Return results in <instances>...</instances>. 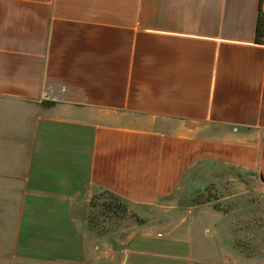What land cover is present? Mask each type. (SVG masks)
Wrapping results in <instances>:
<instances>
[{"label": "crops", "instance_id": "crops-1", "mask_svg": "<svg viewBox=\"0 0 264 264\" xmlns=\"http://www.w3.org/2000/svg\"><path fill=\"white\" fill-rule=\"evenodd\" d=\"M261 17L264 0H0V264L45 242L31 231L76 264H152L147 228L89 223L105 192L197 216L169 223L186 251L165 264H264ZM225 183L229 222L185 207Z\"/></svg>", "mask_w": 264, "mask_h": 264}, {"label": "rangeland", "instance_id": "rangeland-1", "mask_svg": "<svg viewBox=\"0 0 264 264\" xmlns=\"http://www.w3.org/2000/svg\"><path fill=\"white\" fill-rule=\"evenodd\" d=\"M209 185L205 192L201 195L196 196L191 201H186L187 206H195V205H207L210 206L213 211L221 214L224 220L229 222V212L232 206L236 205L235 200L230 199V187L228 183L222 185ZM250 202L251 205L254 206L255 211L259 212L255 214V222L261 223V210L264 208V200H262L256 193H250ZM238 206H244V204L237 203ZM90 215H89V223L100 232H116L119 228H125L127 230V234L132 233V229L135 225L139 227L147 228V233L150 235L149 237V246L151 249H155L156 252H159L160 255L152 257L150 262L154 264H165V261L169 260L166 258V255L172 254L176 249L180 251H186L183 247H171L170 239L174 238L170 231L167 229L170 222L180 223L183 220V217L188 218H196V215H179L176 216L172 221L167 220V216L161 213H153L148 214L144 211H141L139 215L132 212L128 205L124 203L121 199H116L110 194L101 193L96 195L91 199L90 204ZM203 217V215L201 216ZM198 221V220H197ZM103 227V228H102ZM138 228V227H137ZM2 234H6L5 232H0ZM44 233L46 235L45 242L34 241L32 239L29 240V248L28 254L25 255L21 249L13 252L10 248V245L7 244L5 246L6 254H12L13 263L11 264H59L56 260L57 256L62 258V264H76L74 262V256L78 254V249H72L70 247H64L57 245L60 241H54L48 239L49 234L51 232H38L31 231V237L37 238ZM35 235V236H34ZM37 236V237H36ZM4 240L0 235V241ZM27 241H25L21 246L26 245ZM6 244V242H5ZM56 245V246H55ZM23 249V247H22ZM144 249V248H143ZM187 252H185L186 254ZM14 254V255H13ZM162 254V256H161ZM23 257H28L29 261H21ZM118 264V263H117Z\"/></svg>", "mask_w": 264, "mask_h": 264}, {"label": "trees", "instance_id": "trees-1", "mask_svg": "<svg viewBox=\"0 0 264 264\" xmlns=\"http://www.w3.org/2000/svg\"><path fill=\"white\" fill-rule=\"evenodd\" d=\"M257 41L258 43H263L264 42V18L261 17L258 23V30H257ZM105 194H110L114 198H116L113 194L109 192H105ZM119 199V198H116Z\"/></svg>", "mask_w": 264, "mask_h": 264}]
</instances>
